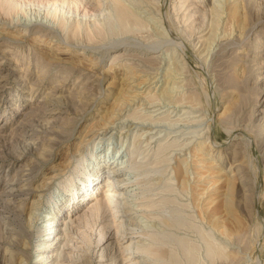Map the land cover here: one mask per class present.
<instances>
[{"label":"rangeland","instance_id":"rangeland-1","mask_svg":"<svg viewBox=\"0 0 264 264\" xmlns=\"http://www.w3.org/2000/svg\"><path fill=\"white\" fill-rule=\"evenodd\" d=\"M57 1L11 0L13 11L0 10V32L26 33L23 41L0 38V264H16L18 234L33 261L41 220L55 200L62 224L50 250L63 264H108L112 257L123 264L131 252L124 248H135L124 241L138 235L166 253L164 264H264V0H237L231 21L209 13L213 0H151L152 8L127 2L137 23L125 29L108 18V0ZM218 2L226 10L229 0ZM83 15L90 24L81 23ZM41 21L48 29H39ZM99 23L103 35L89 37L87 27ZM105 123H112L111 137L88 136ZM96 152L140 166L123 170L132 190L124 195L132 207L124 235L117 233L119 209L95 215L87 200L65 208L68 181L79 198L80 173Z\"/></svg>","mask_w":264,"mask_h":264},{"label":"bare ground","instance_id":"bare-ground-1","mask_svg":"<svg viewBox=\"0 0 264 264\" xmlns=\"http://www.w3.org/2000/svg\"><path fill=\"white\" fill-rule=\"evenodd\" d=\"M21 3H22V0H19ZM61 2V0H59ZM110 2V6H105L104 10L107 12L108 14V18L109 19H112L115 23H117V25H119L122 29H125V27L127 26H130L131 24H136L137 23V16H135V14L133 13V10L131 11V9H133L131 7V9L129 8V6L127 5L129 2L132 3V4H136V5H148L150 8H152L151 6V0H108ZM154 1V0H153ZM226 1V0H225ZM58 1L57 0H51V2H48L49 4L51 3V6L52 5H55ZM64 2V1H62ZM107 2V1H106ZM128 2V3H127ZM19 3V2H18ZM46 3V2H45ZM96 3V2H95ZM102 3V1H101ZM42 4V3H41ZM48 4V5H49ZM109 4V3H107ZM98 5V4H97ZM96 5V6H97ZM16 5L12 4L11 0H5L4 3L0 6V10H4L6 14L10 13L11 11H13L14 7ZM102 6L104 5H101L100 6V3H99V6L101 9L103 8ZM224 6V5H223ZM147 7V6H146ZM210 7V6H209ZM99 9V8H98ZM17 10V9H16ZM57 10V9H56ZM56 10H53L52 11V14L51 13H48V15H55L56 14ZM100 10V9H99ZM209 10V13L212 14V16L215 18V19H218L220 20L221 19V16L223 14H226V18H230V21H231V18L234 19L236 16H237V12H238V1L237 0H229V2L227 3V7H226V10L223 9V7L219 4L218 0H213L211 2V7L208 9ZM49 11V9L47 10ZM135 11V10H134ZM99 12V11H98ZM101 12V10H100ZM105 12V14H106ZM156 12V11H155ZM154 12V13H155ZM206 12V11H205ZM73 13V12H72ZM14 14V13H13ZM99 14V13H98ZM104 14V13H103ZM100 15V14H99ZM138 15V14H137ZM142 15V14H141ZM139 15V17L141 16ZM47 16V15H46ZM52 16V17H53ZM96 16V15H95ZM143 16V15H142ZM210 16V15H209ZM77 17V15H76ZM81 17V16H79ZM86 17H88L87 15H83V21H81V23L83 22L84 24L85 23H89L91 20L90 19H86ZM90 17V16H89ZM92 17V16H91ZM98 18V17H97ZM100 18V17H99ZM98 18V19H99ZM107 18V17H106ZM144 18V17H143ZM102 19V17H101ZM38 20V19H37ZM76 20V19H75ZM82 20V19H81ZM97 20V19H96ZM39 21V20H38ZM147 21V20H146ZM149 21V20H148ZM202 21V20H201ZM227 21V20H225ZM42 24H43V21H41ZM75 22V21H74ZM79 21H76V24L73 25L72 27V33L73 35L75 33H77L78 30H80V25L78 23ZM96 24L98 23V21H95ZM102 22V20L100 21ZM203 22V21H202ZM158 23V22H157ZM204 23V22H203ZM39 24V29L40 28H46L48 29L47 27L48 26H45L44 24ZM50 24V23H49ZM90 24V23H89ZM109 24V23H108ZM145 24V23H144ZM227 24V23H226ZM229 24V23H228ZM56 25V23H55ZM152 25V23H151ZM224 25V24H222ZM230 25V24H229ZM65 24H60V28L59 29H62L64 30L65 29ZM106 26V25H105ZM115 26V25H114ZM226 26V25H224ZM231 26V25H230ZM242 26L241 23L238 22V25L237 27L240 28ZM112 27V26H111ZM153 27V26H152ZM209 27V26H208ZM223 27V26H222ZM1 28L3 30H6V28H4L3 26H1ZM50 28V27H49ZM88 29H86V32H87V35L89 37H93L95 36L96 34L97 35H100L103 33V24L102 23H99L98 26H95V24L92 26V28H89L87 27ZM154 28V27H153ZM160 28V27H159ZM225 28V27H224ZM46 29H43V30H46ZM51 29V28H50ZM143 29V28H142ZM148 29V28H147ZM200 30V28H198ZM206 29V27H205ZM218 29V28H217ZM42 31H38V32H43ZM116 30V28H115ZM155 30V29H154ZM162 30V29H161ZM195 30V29H194ZM210 30V28H209ZM224 30V29H223ZM107 31V30H106ZM122 31V30H121ZM198 31V30H197ZM225 31V30H224ZM124 32V30H123ZM159 32H161L159 30ZM191 32V31H190ZM212 32V31H211ZM231 32V31H230ZM238 32V31H237ZM240 32V31H239ZM19 36H14L12 35L14 38H12V36H9L8 35V32H0V38L1 37H7L9 40H15V38H18L20 41H23L25 38H26V33H22V32H19ZM163 33V32H162ZM218 33V32H217ZM222 33V31H221ZM83 34V33H82ZM231 34V33H230ZM103 35V34H102ZM105 35V34H104ZM111 35V34H110ZM205 36H208V34L206 35H202L201 38L205 37ZM239 36V35H238ZM37 37V35H36ZM39 37H42V35H40ZM97 37V36H96ZM80 38V37H79ZM206 38V37H205ZM216 38V37H215ZM219 38V37H218ZM228 38V37H227ZM199 41V40H198ZM174 42V41H173ZM195 42V41H194ZM211 42V41H210ZM167 43V42H166ZM214 43V42H213ZM207 44V42H206ZM181 45V44H180ZM163 46V45H162ZM196 47V46H195ZM206 49V48H205ZM114 53V52H113ZM210 53V52H209ZM133 55V54H132ZM150 56V55H149ZM24 57V56H23ZM135 57V56H134ZM208 57V56H207ZM140 58V57H139ZM92 59V58H91ZM166 59V58H164ZM180 59V58H179ZM92 62V61H90ZM150 62V61H149ZM206 62V61H205ZM153 63V62H152ZM150 65V64H149ZM171 65V64H170ZM152 66V65H151ZM84 67V66H82ZM10 68V67H9ZM104 70V69H103ZM166 72V71H165ZM124 73V72H123ZM168 73V72H167ZM130 74V72H129ZM171 74V73H170ZM165 75V73H164ZM169 75V74H168ZM173 75V74H171ZM19 76V75H18ZM23 76V75H22ZM36 76V75H35ZM133 75L131 74V77ZM142 76V75H141ZM166 76V75H165ZM174 76V75H173ZM175 77V76H174ZM168 78V77H167ZM171 78V77H169ZM168 78V79H169ZM173 78V77H172ZM120 79V78H119ZM147 79V78H146ZM181 79V78H180ZM6 83L8 82V79L6 77H4L3 79ZM130 80L128 74H123V79L122 81L124 82H128ZM148 80V79H147ZM163 80V79H162ZM173 81V79H172ZM178 81V80H177ZM262 81V80H261ZM163 82V81H162ZM169 82V81H168ZM32 83V82H31ZM7 84V83H6ZM2 85V84H0ZM5 85V84H3ZM122 85V84H121ZM179 85V84H178ZM190 85V84H189ZM136 86V85H135ZM174 86V85H173ZM172 86V89H174V87ZM175 86H177L175 84ZM1 87V86H0ZM5 87V86H4ZM29 87V86H28ZM3 88V86H2ZM124 88V87H123ZM122 88V89H123ZM139 88V87H138ZM169 88V87H168ZM177 88V87H176ZM181 88H183L181 86ZM171 89V87H170ZM155 90V89H154ZM164 90V89H163ZM175 90V89H174ZM171 90H169L170 92ZM29 92V91H28ZM141 92V91H140ZM160 92V91H159ZM164 92V91H163ZM168 92V91H166ZM172 92V91H171ZM150 93V92H149ZM154 93V92H153ZM177 93V92H176ZM189 93V92H188ZM50 94V93H49ZM140 94V93H139ZM152 94V93H151ZM164 94V93H163ZM170 94V93H167V95ZM195 94V93H194ZM62 95V94H61ZM64 95V94H63ZM161 95V94H160ZM173 95V94H172ZM165 96V95H164ZM169 96V95H168ZM29 97V96H28ZM148 97V95L146 96V98ZM160 97V96H159ZM161 98V97H160ZM179 98V97H178ZM53 99V98H52ZM55 99V98H54ZM119 99V98H118ZM31 100V99H30ZM149 100V99H148ZM57 101V100H56ZM162 101V99H161ZM190 101V100H189ZM158 102V101H157ZM163 102V101H162ZM166 102V101H165ZM143 103V102H142ZM149 103V102H148ZM175 103V102H174ZM180 103V102H179ZM166 104V103H165ZM197 104V103H196ZM121 105V104H120ZM123 106V105H122ZM175 106V105H173ZM121 107V106H120ZM134 110V109H133ZM170 110V109H169ZM62 111V110H61ZM180 111V110H179ZM120 112V111H119ZM126 112V111H125ZM118 113V112H117ZM121 113V112H120ZM136 114V113H134ZM114 115V114H113ZM137 115V114H136ZM177 115V114H176ZM116 116V115H115ZM131 117V116H130ZM134 118V117H133ZM160 118V117H159ZM127 119V118H125ZM130 119V118H129ZM158 119V118H157ZM175 119V118H174ZM132 120V119H131ZM139 120V119H138ZM137 120V121H138ZM142 120V119H141ZM152 120V119H151ZM155 120V119H153ZM50 121V120H49ZM114 121V120H113ZM123 121V120H122ZM128 121V119H127ZM134 121V120H132ZM157 121H160V119H158ZM183 121V120H182ZM192 121V120H190ZM116 122V121H115ZM114 122V123H115ZM130 122V121H129ZM142 122V121H141ZM162 122V121H160ZM171 122V121H170ZM174 122V121H173ZM181 123V122H180ZM144 124V123H143ZM147 124V123H146ZM45 125V124H44ZM103 125V124H102ZM110 125H112V123L110 124H106L103 125V127L101 128H98V129H93V130H90L88 133V136H90L93 140H104V137H106L107 135H109V131L108 129L110 128ZM124 125V124H123ZM46 127V126H45ZM49 127V126H48ZM126 127H129L130 128V125L126 124ZM51 129V128H50ZM123 129V128H122ZM123 131V130H122ZM133 131V130H132ZM129 132V131H127ZM51 134V133H50ZM137 135V134H136ZM111 137V133L109 135ZM140 136V135H139ZM144 136V135H142ZM87 137V136H86ZM126 137V136H125ZM138 137V136H137ZM136 137V138H137ZM52 138V137H51ZM108 138V137H107ZM140 139V137H138ZM167 138V137H166ZM106 139V138H105ZM124 139V138H123ZM82 140V139H81ZM109 141L111 140V138L108 139ZM95 142V141H94ZM149 142V141H148ZM161 143V142H160ZM112 144V143H111ZM137 144V142H136ZM32 145V144H31ZM34 146V145H33ZM159 146V145H158ZM202 146V145H201ZM128 147V146H127ZM132 147V146H131ZM164 147V146H163ZM129 148V147H128ZM156 148V147H155ZM195 148V147H194ZM133 151V150H132ZM125 152V151H124ZM162 152V151H161ZM195 152V151H194ZM202 152V151H201ZM118 153V152H117ZM127 153V154H126ZM125 154L127 156H132V153H128L126 152ZM159 153V152H158ZM124 154V155H125ZM157 154V153H156ZM170 154V153H169ZM159 156V155H158ZM213 156V155H212ZM149 157V156H148ZM195 157V156H194ZM214 157V156H213ZM154 158V157H153ZM112 159V158H111ZM120 159V158H119ZM118 158L115 159L113 162L112 160H106L105 158V154H101V152L99 153H95L94 155H92V162L87 165V167L84 168L83 172L80 173V175L82 176L83 179H85V181L82 182V193L80 195V197L78 198L77 197V194L75 193L78 188H74L72 187V183L70 181H68V186L67 188H65L64 192H66L67 194L70 195V197H68L69 199L67 200V204L65 205V208H67L68 210L67 211H73L74 209H77L78 206H76L75 204L77 203L78 200H80V202H83L85 200L87 201H90L91 202H94V204H92L90 206V212L94 213L95 215H98L99 212L103 209V208H112V209H119L118 210V215H117V218L120 220L119 221V224H118V227H117V233H122V235H124V232H122V224L125 225V222L127 220V222L131 221L129 219L130 215L132 216V207L130 206V204H128L126 201H125V195L126 192H131L132 190H127L128 187H125L126 184H128L126 182V180L128 178L125 177V174L123 173V170H138V168L140 167L139 165H137L135 162L132 161H129V159H127L126 161H122L120 159V161ZM126 159V158H125ZM137 159V158H136ZM131 160V159H130ZM205 160V159H204ZM111 161V163H110ZM166 162V161H165ZM80 164V163H79ZM110 164H112V168L109 170V176L102 181V178L104 177V170L103 168L105 167H110ZM190 164V163H189ZM83 165V164H82ZM204 166V165H203ZM228 167V166H227ZM182 168V167H181ZM230 168V167H229ZM106 170V169H105ZM183 170V169H182ZM224 170V169H223ZM126 172V171H125ZM137 172V171H136ZM176 172V171H175ZM190 172V171H189ZM215 176L219 177V179H223L222 181H220V183H223L224 182V186L227 190L230 189L231 187V181H229V179H226V174L224 175V173L221 171V170H218L217 172H215ZM149 174V173H148ZM172 174V173H171ZM184 175V173H182ZM194 175V174H193ZM223 175V176H222ZM141 176H143V174H141ZM140 176V177H141ZM148 176V175H147ZM169 176V175H168ZM176 176V175H175ZM222 176V177H220ZM189 177V176H188ZM15 178V177H14ZM182 178V177H181ZM139 179V178H137ZM189 179V178H188ZM15 181V180H14ZM72 181V180H71ZM139 181V180H138ZM142 181V180H141ZM167 181V180H166ZM173 181V180H172ZM181 181V179H180ZM191 181V180H190ZM104 183L102 185V189L100 190V193L101 195H96V190H97V187L99 184L101 183ZM153 182V181H152ZM158 182V181H157ZM181 183V182H180ZM187 183V182H186ZM190 183V182H189ZM189 183H188V188H189ZM144 184V183H143ZM179 185V183H178ZM13 186V185H12ZM11 186V187H12ZM213 186V185H212ZM142 187V186H141ZM187 187V185H186ZM215 187V186H214ZM12 189L13 188H10L8 190L7 188V192H12ZM99 189V188H98ZM188 190V189H187ZM5 191V190H4ZM83 192H86V193H83ZM98 192V191H97ZM205 192V191H204ZM12 194V193H11ZM13 195V194H12ZM15 195V194H14ZM125 195V196H124ZM204 195V194H203ZM101 196V198H100ZM130 196V195H129ZM121 197V198H120ZM198 197V196H197ZM39 198V197H38ZM202 198V197H201ZM165 202V201H164ZM75 203V204H74ZM88 203V204H90ZM166 203V202H165ZM86 204V205H88ZM193 204V202H192ZM117 205H120V207H117ZM133 205V204H132ZM36 206V205H35ZM154 206V205H153ZM158 206V205H157ZM194 206V205H193ZM135 207V205L133 206ZM184 207V206H183ZM198 207V206H197ZM210 207V206H209ZM56 208V211L55 209ZM54 208H51V210H49V212H47V214H45V217H43V220H41V224L42 226H40V229L38 231V234H39V242L37 243L36 245V255L34 254V258L32 259L33 261L30 262V256H29V243L25 240H23L21 238V235L18 234L17 235V239L16 241L14 242V245L17 247L18 249V257L16 258V264H63V261L61 259H57V258H53V255H52V252L53 250H50L51 248V245H52V242L54 239H56L57 235H56V232L58 231V224H62V220L60 221V217H58V214L60 212V209H61V204L59 203L58 200H55L54 201ZM122 208V209H121ZM39 209V208H38ZM46 209V208H45ZM30 212V211H29ZM32 213V212H31ZM38 213V212H37ZM30 215V213H28ZM27 214V215H28ZM181 214V213H180ZM6 216V215H5ZM31 216V215H30ZM27 217V219L30 218ZM42 218V217H41ZM115 218V217H114ZM26 219V220H27ZM98 219V218H96ZM113 219V218H112ZM96 221V220H95ZM113 221V220H112ZM139 221V220H138ZM141 221V220H140ZM139 221V222H140ZM28 222V221H27ZM118 222V221H117ZM135 222V220H134ZM29 223H30V220H29ZM138 223V222H137ZM40 224V225H41ZM104 224V223H103ZM128 224V223H127ZM188 224V223H187ZM30 226V225H29ZM137 226V225H136ZM177 226V225H176ZM90 227V226H89ZM223 227V226H222ZM29 228V227H28ZM132 228V227H131ZM134 228V227H133ZM137 228V227H136ZM223 230V229H222ZM60 232V231H58ZM35 233V232H34ZM132 233H135L137 234V232H132ZM55 234V235H54ZM115 234V233H114ZM8 235V234H7ZM141 235V234H140ZM144 236V235H142ZM6 237V236H5ZM126 237V236H125ZM125 237L123 239H125ZM129 238H136V242H133V240H130V239H127L124 241V243H127L129 242V244H133L135 246V248H129L128 246H126L124 248V250L128 251V250H131V252L127 253L129 258H125V259H121L123 262V264H150V261H149V258H153L157 261H159L160 263L159 264H164L163 261H164V256L165 254L163 255L162 253V250L160 251L159 248H153L152 246L150 245H144L141 243V241L139 242V235L138 237H129ZM175 238V237H174ZM103 238L100 237L98 241H101ZM10 241V240H9ZM179 242V241H178ZM182 242V241H181ZM213 243V241H211ZM118 243V242H117ZM206 243V242H205ZM9 244V243H8ZM182 244V243H181ZM191 244V243H190ZM211 244V243H210ZM103 245V243L101 244ZM118 245V244H117ZM215 245V244H214ZM159 246V245H158ZM181 246V245H179ZM216 246V245H215ZM219 246V245H218ZM165 247V246H164ZM195 247V246H194ZM162 248V247H161ZM226 248V247H225ZM105 249V248H104ZM108 249V248H106ZM105 249V251H106ZM114 249V246L112 248H110L109 250H111V252H113L112 250ZM118 250L120 248H117ZM165 249V248H163ZM182 249V248H181ZM192 249V248H191ZM166 250V249H165ZM207 250V249H206ZM211 250V249H210ZM215 251H217L216 249H214ZM223 250V249H221ZM104 251V250H103ZM120 251V250H119ZM133 251V252H132ZM135 251V252H134ZM170 251V250H169ZM184 251V250H182ZM212 251V250H211ZM8 252V251H7ZM167 252V251H166ZM219 252V251H218ZM217 252V253H218ZM101 253V252H100ZM141 253V255L139 254ZM229 253V252H228ZM103 254V253H102ZM120 254V253H119ZM185 254V253H184ZM225 254V253H224ZM69 254H65L63 255L66 256V257H69L68 256ZM107 255V254H106ZM105 255V256H106ZM122 255V254H121ZM219 255V253H218ZM118 256V255H117ZM167 256H168V253H167ZM176 256V255H175ZM207 256V255H206ZM212 256V255H210ZM220 256V255H219ZM217 256V258L219 257ZM231 256V255H230ZM127 257V256H126ZM234 257V256H233ZM79 258H82V256L80 255ZM106 258V257H105ZM169 258V257H168ZM175 258V257H174ZM208 258V257H207ZM221 258V257H220ZM167 259V258H166ZM223 259V257H222ZM226 259V258H225ZM88 259H85V260H82V261H76L77 263L76 264H90L88 261ZM110 262L108 264H115V259L112 257L110 258ZM209 260V258H208ZM211 258H210V262H211ZM220 260V259H218ZM224 260V259H223ZM222 260V261H223ZM203 261V260H202ZM221 261V263H222ZM230 261V260H229ZM228 261V262H229ZM101 262V260H100ZM175 262V261H174ZM213 262V261H212ZM215 262V261H214ZM120 263V262H119ZM167 263V262H166ZM200 263H201V260H200ZM204 263V262H203ZM226 263V262H225ZM224 263V264H225ZM99 264V263H98ZM103 264V263H101ZM122 264V263H121ZM172 264V263H171ZM212 264V263H211ZM228 264V263H227Z\"/></svg>","mask_w":264,"mask_h":264}]
</instances>
